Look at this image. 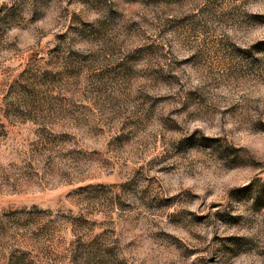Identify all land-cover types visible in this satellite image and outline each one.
Wrapping results in <instances>:
<instances>
[{"label":"rangeland","instance_id":"obj_1","mask_svg":"<svg viewBox=\"0 0 264 264\" xmlns=\"http://www.w3.org/2000/svg\"><path fill=\"white\" fill-rule=\"evenodd\" d=\"M0 264H264V0H0Z\"/></svg>","mask_w":264,"mask_h":264}]
</instances>
